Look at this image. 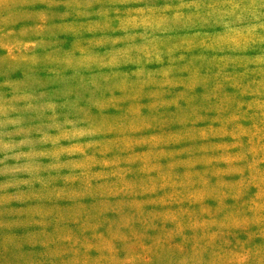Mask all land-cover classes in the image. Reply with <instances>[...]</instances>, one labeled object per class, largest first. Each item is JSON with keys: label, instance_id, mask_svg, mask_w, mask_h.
<instances>
[{"label": "rangeland", "instance_id": "obj_1", "mask_svg": "<svg viewBox=\"0 0 264 264\" xmlns=\"http://www.w3.org/2000/svg\"><path fill=\"white\" fill-rule=\"evenodd\" d=\"M0 264H264V0H0Z\"/></svg>", "mask_w": 264, "mask_h": 264}]
</instances>
